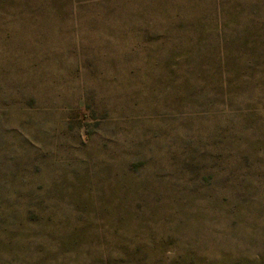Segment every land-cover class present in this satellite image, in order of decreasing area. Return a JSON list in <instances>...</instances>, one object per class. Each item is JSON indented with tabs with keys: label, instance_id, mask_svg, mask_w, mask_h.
<instances>
[{
	"label": "rangeland",
	"instance_id": "374dc122",
	"mask_svg": "<svg viewBox=\"0 0 264 264\" xmlns=\"http://www.w3.org/2000/svg\"><path fill=\"white\" fill-rule=\"evenodd\" d=\"M0 264H264V0H0Z\"/></svg>",
	"mask_w": 264,
	"mask_h": 264
}]
</instances>
